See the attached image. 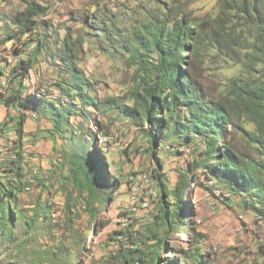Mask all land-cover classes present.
I'll list each match as a JSON object with an SVG mask.
<instances>
[{"label": "trees", "instance_id": "obj_1", "mask_svg": "<svg viewBox=\"0 0 264 264\" xmlns=\"http://www.w3.org/2000/svg\"><path fill=\"white\" fill-rule=\"evenodd\" d=\"M107 1L89 4L72 20L95 28L96 35L107 44L102 50L122 56L127 67L133 68L129 87L116 96L100 97L97 83L79 65V55L86 51L88 30L67 28L54 49L48 44V36H37L38 26L53 28V24L40 19L49 9L44 2L25 0V8L12 16L18 28L0 40V45L10 40L21 44L14 48L20 58L12 68L14 77L21 79L15 92L7 97L0 94V101L19 109L18 116H12L11 128L8 126L15 131L18 146L22 147L25 135V111L50 119L48 133L64 143L62 161L57 165L67 174L61 177L83 195L91 226L93 219H101L119 186L117 178L115 182L111 179L114 162L99 138L110 135L107 120L112 125L117 121L110 111H118L146 134L147 151L156 162L152 173L161 193V206L145 241L138 240L145 234L133 230L131 224L114 232L125 233L133 243L114 256L120 264H148L140 246L147 240L153 245L150 264H160L161 249L169 248V232L181 229L185 217L197 214L196 207L185 200L186 195L192 198L190 186L194 181L190 173L194 170L242 195V206L264 219V0H217L206 11V1L200 5L199 0ZM25 34L27 39L21 42ZM26 47L34 49L33 53L27 50L29 57L22 56ZM42 51L63 69L54 83L61 96L51 98L42 86L25 94L23 78L30 76L36 61L31 55ZM228 64L237 67V73L209 80L212 71L222 75V69H230ZM6 74L0 68V77ZM73 115L81 119L79 125L72 124ZM88 121L96 130L86 126ZM5 125L0 122V133ZM170 138L193 147L187 169L179 173L174 185L175 202L169 198V177L162 172L160 156L162 143ZM16 157L9 164L0 160V171L9 181L0 178V234L10 242L15 240L18 223L15 206L9 201L17 202L22 189L19 181L24 175L23 152L18 150ZM11 164L17 169V184L11 178ZM38 210L34 206L33 214L26 218L30 228L40 217ZM42 217L50 225L51 215L47 212ZM191 231L194 229L190 226L189 235ZM79 241L77 249L81 250ZM61 249L73 254L71 246L65 249L62 245Z\"/></svg>", "mask_w": 264, "mask_h": 264}, {"label": "rangeland", "instance_id": "obj_2", "mask_svg": "<svg viewBox=\"0 0 264 264\" xmlns=\"http://www.w3.org/2000/svg\"><path fill=\"white\" fill-rule=\"evenodd\" d=\"M41 1L49 9L40 19L53 24V28L47 29L40 25L37 36H48V44L56 49L59 41L65 37L67 28L71 27L77 32L88 30L89 35L84 45L86 51L79 55L80 67L97 83L100 97L123 94L130 85L133 68L127 67L122 56L102 50L107 48V44L96 35L95 28H85L82 21L72 20L74 15L87 10L89 4L108 1ZM205 1L206 11L217 0H199L197 4H204ZM24 8L25 0H0V40L18 28L11 18ZM23 36L21 42L28 35ZM18 44V41L14 43V40H10L0 45V68L7 71L6 75L0 77V94L6 97L19 88L17 83L21 78H15L12 72L20 58L14 53ZM35 44L33 42L32 46ZM27 50L33 53L34 49L26 47L23 57L30 56ZM31 56L36 61L30 76L23 78L25 94L33 92L36 86H42L47 88L51 98L61 96L62 92L54 83L62 75V67L55 65L53 58L43 51ZM227 66L230 69H222V75L217 70L212 71L209 80L237 73L238 68L233 64ZM216 76L218 77L215 78ZM2 79L7 80L6 87L1 84ZM18 112L19 109L1 104L0 101V122L6 124L4 131L0 133V160L4 159L9 164L12 158H17L18 150L24 156V175L19 181L22 189L18 193L17 202L9 201L13 203L17 213L16 237L10 242L0 234V264H120L114 256L119 251L132 247L133 243L127 240L125 233L115 235L114 232L131 224L133 230H142L145 234H137L138 240L143 238L145 241L147 230L151 228L161 206V193L152 173L156 162L147 151L149 143L146 134L118 111H110L112 119L117 121L112 125V121L107 120L111 124L110 135H100L99 138L100 145L107 150L108 157L114 162V170L110 172L111 179L115 182L117 178L119 186L112 193L113 201L108 204L101 219H93L90 226L89 215L83 205V195L74 189L67 178L61 177L62 174H67L66 169L63 172L57 165L62 161L61 150L64 143L57 136L53 137L48 133L52 127L50 119L43 118L34 111H25L28 112V118L22 147H19L15 131L8 129V126L11 128L12 116H18ZM79 120L81 119L77 115L71 117L72 124L79 125ZM86 124L93 131L96 130L90 121ZM178 141L180 140L171 138L164 141L160 152L162 172L169 177L167 185L171 202L176 200L172 194L175 182L179 173L187 169L193 150L192 145L180 144ZM11 168L14 170L11 178L17 184V169L12 164ZM144 175L149 177V181L142 179ZM190 176L194 181L190 186L192 198L186 195L185 200L196 207L197 214L193 218L185 217L181 229L178 227L169 232V248L161 249L160 264H264V219L242 206V195L226 189L215 180H208L198 170L191 172ZM0 178L9 183L1 171ZM144 200L148 204L143 203ZM68 204L71 209H68ZM34 206L40 208L41 211L38 212L41 214L30 228L26 218L33 214ZM45 212L51 215L50 225L43 220ZM190 226L194 229L191 235L188 234ZM120 236L122 241L119 240ZM78 237H82L81 242L77 240ZM77 241L80 242L81 250L77 249ZM140 243L142 242L138 241L139 245ZM142 244L140 246L150 264L153 255V250H150L152 241L147 240ZM62 245H65V249L71 246L73 254L61 249Z\"/></svg>", "mask_w": 264, "mask_h": 264}, {"label": "built area", "instance_id": "obj_3", "mask_svg": "<svg viewBox=\"0 0 264 264\" xmlns=\"http://www.w3.org/2000/svg\"><path fill=\"white\" fill-rule=\"evenodd\" d=\"M1 84H2L4 87H6V86H7V80H6V79H4V80L2 79V80H1ZM142 179H144V180H146V181H149V177H148L147 175H144V176L142 177ZM143 203L148 204V202L145 201V200H144Z\"/></svg>", "mask_w": 264, "mask_h": 264}, {"label": "crops", "instance_id": "obj_4", "mask_svg": "<svg viewBox=\"0 0 264 264\" xmlns=\"http://www.w3.org/2000/svg\"><path fill=\"white\" fill-rule=\"evenodd\" d=\"M228 204V203H227Z\"/></svg>", "mask_w": 264, "mask_h": 264}]
</instances>
